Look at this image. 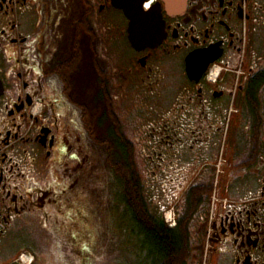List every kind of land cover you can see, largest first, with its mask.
Segmentation results:
<instances>
[{"label": "flooded vegetation", "instance_id": "obj_1", "mask_svg": "<svg viewBox=\"0 0 264 264\" xmlns=\"http://www.w3.org/2000/svg\"><path fill=\"white\" fill-rule=\"evenodd\" d=\"M140 9L163 20L155 47L131 45L129 18L112 0H0V264L46 260L26 243L33 229L69 264L79 238L106 231L102 219L124 220L109 184L111 148H123L117 129L133 143L136 175L152 181L147 200L171 205L173 226L185 192L219 180L218 210L193 216L187 264H264V0H143ZM121 39L132 53L110 58ZM211 46L213 60L190 79L187 56ZM174 56L184 77L170 93ZM35 101L43 111L31 122ZM92 147L103 151L105 189L92 186Z\"/></svg>", "mask_w": 264, "mask_h": 264}, {"label": "trees", "instance_id": "obj_2", "mask_svg": "<svg viewBox=\"0 0 264 264\" xmlns=\"http://www.w3.org/2000/svg\"><path fill=\"white\" fill-rule=\"evenodd\" d=\"M108 102H111V109L112 100ZM101 109L103 110V106ZM112 120H115V117ZM95 131L97 132L95 140H102V131L98 132L97 129ZM117 139L123 141V148L119 145L111 148V164L117 174L115 178H110L109 184L117 188V196L121 197V201L118 200L119 206L117 203L115 210H118L121 204L125 208L123 214L125 226H131L136 235L139 236V233L141 236L138 240L142 243L144 255L141 256L142 261H139V264H187L195 248L194 239L191 240L192 219L200 205L210 200L213 184L191 186L185 192L187 199L185 214L179 217L177 225L170 226L165 221L163 212L171 205L160 211L147 200L146 185L143 179L136 175L133 143L119 129H117ZM121 158L124 162H121ZM108 177L106 175L103 179L106 180ZM76 253L83 260L82 264H86L85 260L89 253L86 246L84 249H78Z\"/></svg>", "mask_w": 264, "mask_h": 264}, {"label": "rangeland", "instance_id": "obj_3", "mask_svg": "<svg viewBox=\"0 0 264 264\" xmlns=\"http://www.w3.org/2000/svg\"><path fill=\"white\" fill-rule=\"evenodd\" d=\"M132 51L133 49L131 48L129 43L125 41L124 39H121L113 43L111 53H109V56L110 58H113L114 56L121 54L122 56L127 57L128 55L132 53ZM183 77H184L183 59L181 56H174L171 58V62L165 71V78H166L165 82L167 84H171L170 93L173 92L174 88L176 87V84L183 80ZM113 101L114 103H116L115 100ZM118 103L123 109V106L126 104V101L118 100L117 104ZM74 108H75L78 119H80L79 106H75ZM115 110L118 111L119 110L118 107H115ZM132 131H137V130L132 129ZM128 135L129 134H127V137L131 138L130 135L129 136ZM98 148L99 147H92L93 149L92 155L97 160V164L96 166H93L92 168H90L91 170L90 172L94 173L95 178H97V176L99 175L98 181L95 180L92 184V186L95 189L97 187H100L98 185H102L101 183H103V177L108 175L106 170L103 168V163H102L103 162V157H102L103 151H101L102 148H100L99 150ZM135 149H136V154H137L136 160L140 163L144 162L145 158L143 157L145 154L144 152L147 151L146 147H139V145L137 147V144H136ZM144 175L146 176L145 179H143L144 184L147 186H151L152 181L147 179L146 174ZM104 181L106 182V180ZM83 182L87 187L86 181L83 180ZM211 182H213L216 188L218 186L219 180L213 179ZM107 184L108 182L106 183V185ZM106 185H102L104 189ZM117 193L118 191L115 192L114 196L116 198V201L118 202ZM98 197L101 198L100 196ZM219 198L222 199L221 194L214 190L212 192L210 200L200 205V208L198 209V212H199L198 215L203 212L202 210L205 207H207V210H208L207 213H209L210 208H212L213 210L214 207H216L218 210L219 203H220ZM101 208H102V205L98 207V209H101ZM166 215L168 217H174L173 213L170 212L169 210L166 213ZM95 224L96 226H99L97 221L95 222ZM193 224L191 226H193ZM101 225L105 227L104 229L106 231H104V233H99L97 229L92 230L90 234H91V237H93L94 239L90 241H84V238H86L87 235H83L84 238H79L77 245L75 244V248L77 247V249H81L85 246H86V249H88L89 253L87 256L88 258L85 260V262H87L86 264H139V261L140 262L142 261L141 256L144 255V248L142 247V243L138 240L139 237L141 238V236L137 230L136 232L138 233L139 236L136 235V233L134 232L131 226H125V222L121 221L120 218L117 220L116 218H114L111 222L109 220L107 221L106 219H102ZM193 227L197 228L196 225H194ZM32 233L34 235L30 236V238L27 239L26 243L31 244L33 248L42 249L43 253L44 251L46 252V255H45L46 260L41 259L39 264H63L64 263L60 250L54 248L53 246L51 247L49 245V242L45 234L43 233V231H41L40 229H33ZM68 257H69V260L71 261L69 262V264H82L83 262V260L80 257H78L75 251H73L72 254H69Z\"/></svg>", "mask_w": 264, "mask_h": 264}, {"label": "water", "instance_id": "obj_4", "mask_svg": "<svg viewBox=\"0 0 264 264\" xmlns=\"http://www.w3.org/2000/svg\"><path fill=\"white\" fill-rule=\"evenodd\" d=\"M142 2L143 0H112V3L116 7L123 9L129 18L128 39L135 49H141L146 46L155 47L165 36L161 17L140 9ZM183 6L182 3L181 8ZM213 48L211 46L205 50H197L187 56L186 72L190 79L198 80L202 76L207 64L213 60L210 58ZM3 91L4 84L0 76V95Z\"/></svg>", "mask_w": 264, "mask_h": 264}, {"label": "built area", "instance_id": "obj_5", "mask_svg": "<svg viewBox=\"0 0 264 264\" xmlns=\"http://www.w3.org/2000/svg\"><path fill=\"white\" fill-rule=\"evenodd\" d=\"M219 72V69H216L215 67H213V69L210 70V74H213L214 76H216ZM43 102L42 101H35L33 103V105L31 106L30 108V112H31V119L30 121L32 122V120L35 118V117H39L43 111ZM166 217V221L168 222L169 225H174L175 224V220L173 217H168L167 215H165ZM21 259L23 260H26V261H31V258H29L27 255H21L20 257Z\"/></svg>", "mask_w": 264, "mask_h": 264}]
</instances>
